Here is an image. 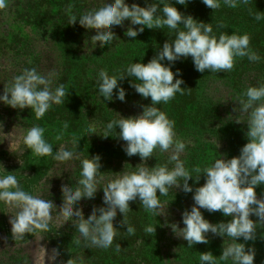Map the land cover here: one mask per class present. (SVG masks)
Here are the masks:
<instances>
[{
    "label": "clouds",
    "instance_id": "clouds-1",
    "mask_svg": "<svg viewBox=\"0 0 264 264\" xmlns=\"http://www.w3.org/2000/svg\"><path fill=\"white\" fill-rule=\"evenodd\" d=\"M186 2L187 0H177L179 4ZM201 2L210 9L220 7L219 0ZM224 3L233 8L237 6V0H224ZM3 7L4 0H0V8ZM256 19H261V16L257 15ZM77 21L85 29H96L92 40L95 44L101 42V45L117 38L112 27H122L125 21L129 22L125 35L132 40L145 28L159 29L167 26L177 30L179 25L184 26L186 31L178 30L172 43L166 40L147 63L132 62L118 76H109L106 71L101 70L98 81V92L107 101L113 100L114 96L120 102L125 101L126 90L119 82L126 78H131L129 86L137 94L145 99L150 98V105L141 106L140 114L125 118L116 113L119 119L107 124L108 131L119 129L118 137L125 142L122 145L125 154L129 157L138 155L141 161H146L157 146L165 152L171 148L173 154L170 160L175 161V167L171 170L167 166L151 169L140 167L135 172L126 173L109 182L102 190L105 207L93 208L85 218L82 209L76 206L82 199L95 197L98 191L96 176L101 164L98 155L83 159L80 173L82 178L78 182L80 187L73 189L65 184L62 186L63 201L59 212L66 219L75 217L78 231L85 240L92 245L108 248L116 235L117 228L113 222L118 212L122 214L128 210L129 202L137 199L146 209L155 212L160 208L157 192L167 194L169 187L175 185L185 193H192L193 205L190 210L186 209L181 213L183 227L172 224L182 233L188 246L207 244L208 233L227 235L236 242L224 248L219 259L226 261L231 258L233 264H254L255 250L251 247L246 250L245 244L237 241L240 238L245 242L254 240L256 221H264V195L258 198L256 192L257 185L264 184V103H258L264 100V86L247 88L244 93L246 101H240L241 111H251L246 132L248 139L240 148L239 155L231 158L220 155V159L203 169L201 175L204 176V183L195 189L189 185L188 181L192 177L179 159L185 145L174 140V122L153 106L160 102L167 103L177 92L183 90L181 85L184 81L180 78V70H172L175 62L181 58L186 60L191 57L195 70L200 73L206 70H230L235 57L248 56L250 60H258L259 57L248 49V35L222 33L217 39L210 35V24L183 15L164 0L159 3H148L145 0L143 7L137 3L129 5L126 0H106L101 7L89 10L79 20L76 16L71 17V25ZM132 78L139 83L133 82ZM50 83L47 77L39 75L35 69L26 70L15 77L10 87L3 90L0 103L13 109L32 108L37 118L43 117L52 103L60 104L65 96L63 85L53 91ZM43 134V128L34 126L26 131L23 143L37 155H51L53 148L45 141ZM102 137L109 136L106 132ZM72 157V151L60 150L55 159L67 161ZM0 168L4 170L3 165ZM196 171L201 172L200 169ZM8 173L0 175V201L19 209L14 217H10L11 231L17 234L36 229L46 231L48 221L52 218V209L56 205L52 200L38 198L23 191L16 176L12 172ZM181 177L184 178L182 185L177 183V178ZM201 209L209 213L220 212L224 217H231V220L212 224L204 218ZM250 216H255L256 221L250 219ZM155 230L154 227L147 229L148 232ZM127 231L132 232L133 229L129 227ZM199 259L202 264H215L211 252L200 253ZM67 264H71V261Z\"/></svg>",
    "mask_w": 264,
    "mask_h": 264
},
{
    "label": "trees",
    "instance_id": "trees-1",
    "mask_svg": "<svg viewBox=\"0 0 264 264\" xmlns=\"http://www.w3.org/2000/svg\"><path fill=\"white\" fill-rule=\"evenodd\" d=\"M126 2L129 5L137 3L141 7L145 6V0H126ZM147 2L159 3L160 0H147ZM164 2L172 4L185 16H192L198 22L210 24L212 28L210 35L217 39L222 33L238 36L247 34L249 37L248 49L259 59L250 60L248 56L234 58L233 67L229 70L230 89L246 100L247 97L244 93L247 88L264 86V0H237V6L234 8L226 5L224 0H219L220 7L216 9L208 8L201 0H187L185 4H179L177 0H164ZM92 4L93 0H15L13 2L12 8L9 9V13L14 19L11 25L16 27V22L22 21V19L28 22L32 21L34 28L42 35L44 34L46 39H50V43L47 44L44 38V43L50 45L52 51L59 53L57 59L52 63H45L41 54L29 51L32 49L33 40L21 39L12 35L9 38L7 35L0 36V43L7 45L12 38V45L18 44L21 46V50L29 51V53H24L19 64L5 69L0 66L2 74L0 75V92L10 87L15 77L31 69H35L39 75L47 77L53 91L60 85L64 87L65 96L62 98V102L60 104L52 103L43 117L37 118L36 116L35 118L38 127L44 129L43 138L52 146L53 152L46 156L33 153L29 159L31 165L28 167V170H32L41 165L43 170L53 168L59 170V173L52 179L46 177L45 174H40L38 183L41 186L39 195L44 197L49 194L47 190V182H49L48 186H53V189H51L52 193L50 192L51 196L47 197L55 202H60V205L63 201L62 186L65 184L75 189L80 187L78 182L82 178L79 175L81 171L77 167H75L76 171L70 169L68 171V168H65L68 160L58 161L55 159L56 153L63 150L60 147L64 139L76 141L72 149L73 157L71 159H74L73 162L79 160L78 164H80L83 159L96 155L100 157L99 174L102 175L107 185L126 173L137 171L140 167H149L150 169L155 167V159L160 152L158 146L146 161H141L138 155L129 157L122 150V145L125 142L118 137L119 129L107 130L109 122L119 119L116 113L125 118L136 116L142 111L141 106L150 105V98L145 99L137 94L135 89L129 86L131 78H126L119 82L126 90L125 101L120 102L115 99V96L111 101L104 100L98 92L99 73L104 70L109 76H118L132 62L147 63L156 55L166 40L172 43L178 30L186 31L182 24L178 26L177 30L169 29L167 26L159 29L145 28L135 40H132L125 35L129 26V22L125 21L122 27H112L117 38L107 44L101 45L99 41L95 44L92 35L95 34L96 29H85L79 25L78 21L72 25L70 22L72 16H76L79 20L82 15L91 10ZM32 7L38 8L39 12L34 13L30 9ZM30 11L31 13H29ZM257 15L261 16V19L257 20ZM7 47L9 48L8 45ZM164 63L167 64V61ZM177 69L180 70V78L184 81L181 85L183 90L177 92L167 103L160 102L153 106L159 108L170 121L174 122L173 131L175 134L189 133L195 136L203 132L209 141L205 147H213L212 152L214 153L207 159H213L219 145L216 142L221 139V132L226 131H221L218 127L226 126L227 128L233 125L231 119L221 117L217 108H210L214 105L215 95L219 92L218 89L222 84L211 77L214 75V71L197 72L191 57L186 60L181 58L175 62L172 70L175 72ZM132 79L133 82L139 83L134 78ZM63 103H68L70 110L62 112L63 114L58 117L56 115L60 112ZM258 103H264V100ZM3 105L5 104L0 103V107ZM2 111L0 120L6 119L10 122L9 124L16 127L24 126L34 119L30 115L33 111L32 108L13 109L7 107ZM61 117L66 118L65 123ZM91 129H97L96 134L99 136L97 140H93L89 136ZM106 132L109 137L104 139L102 136ZM206 137L204 138L206 139ZM239 145L235 144L236 147L232 145L234 149H229L232 156L230 154L228 156H238ZM44 161L48 165L46 168L43 167ZM204 166H208L205 159L202 168ZM79 169L81 170V166ZM189 174L192 177L188 181L191 186L196 183L197 177L195 172ZM182 183H184V178ZM57 192L59 195H56ZM256 192L258 198L260 195H264V184L257 185ZM148 213L150 214L148 217L153 220V227L156 228L153 232L154 238L150 239L146 245L142 240L139 243L137 240L135 241L133 245L138 243L136 254L129 264H163L161 259L162 231L159 229L158 215L156 211L152 210H148ZM62 228L53 226L56 233L64 234L70 239L75 238L73 240H81L72 231L73 227ZM257 230L260 236H263L264 223L258 225ZM71 241L68 239L64 244L68 246L69 250H74L75 245ZM91 264L106 263L92 261Z\"/></svg>",
    "mask_w": 264,
    "mask_h": 264
},
{
    "label": "rangeland",
    "instance_id": "rangeland-1",
    "mask_svg": "<svg viewBox=\"0 0 264 264\" xmlns=\"http://www.w3.org/2000/svg\"><path fill=\"white\" fill-rule=\"evenodd\" d=\"M14 1L15 0H4V7L0 8V36L7 35L9 38L12 35L18 36L21 39L33 40L32 49L29 51L34 54H41L45 63H52L57 59L59 53L51 50L50 45H47L50 43V39H46L44 34L42 35V33H39L36 28H34L32 21L28 22L22 19V21L16 22L17 28L15 25H11L14 19L12 18V14L9 13V9L12 8L11 6ZM104 2H106V0H93L91 10L101 7ZM30 9L34 13L39 12V9L36 7ZM29 13H31V11ZM32 18H34V16H32ZM44 38L47 44L44 43ZM11 42L12 38L7 44L9 48L4 43H0V66L4 69L19 64L24 53H29L28 50H21L20 45H12ZM0 75H2L1 72ZM211 77L219 81L222 86L218 89L219 92L215 95L214 105L210 106V108H217L221 117L224 119L228 117L233 121V125L227 128L226 126L218 127L221 131H226L221 132V139L216 142L219 144L217 146L216 155L213 159H207L213 156L214 153L212 152L213 147H205V144L209 143V141L203 132L195 136L189 133L175 134L174 136V140L182 142L185 145L184 150L179 154V159L183 162V166L186 171L188 170V173H196L197 179L202 174L205 167L211 166L215 160L221 158L220 155H223L225 158H231L230 156L232 155L229 149H234V147H236L235 144H240L238 146L240 149L248 139L246 132L251 110H249V112L241 111L240 101L245 99L230 89L231 82L229 80V70H220L215 72ZM3 90H6V88ZM3 90L0 92V95L3 94ZM7 107L10 108L7 105L1 106L0 114L3 113L2 110H5ZM32 110L30 115L34 119L21 127L9 124L10 122L6 119L0 120V165H3L6 171L0 168V175H7L9 174L8 172H12L11 174L16 176L19 186L23 191L38 198L51 200V198L47 196H51V189H53V186L49 187V182H47L49 194H46V197H42L39 195L41 186L38 180L40 179V174H45L46 177L52 179L53 176L59 173V170L57 168L43 170L41 165L32 170H28V167L31 165L29 159L34 152L24 145L23 137L28 129L38 126V123L35 121V111L34 109ZM69 110V104L63 103L60 112H58L56 116L60 117L61 114H63L62 112H67ZM61 119H63L64 123L66 122V118L61 117ZM96 130L97 129H91L89 132V136L93 140H97L99 137L96 134ZM204 137H206V139ZM75 144L76 141L64 139L60 148L72 151ZM232 145H234V147H232ZM159 151L155 159V167L167 166L169 170L173 169L175 167V161L170 160L173 154L172 149L170 148L166 152L160 149ZM198 153L200 154L197 156L196 154ZM229 154L230 156H228ZM204 159L206 163H208V166L202 168ZM72 160L74 159L68 160L65 168H68V171L69 169L76 171L75 167H77V169L81 171L79 169L81 163L78 164L79 160L76 162ZM47 166V162L44 161L43 167L46 168ZM196 169H200L201 172H197ZM182 181V177L177 178L178 184L182 185ZM203 183L204 176L201 175L198 182L196 180V183L191 186L195 189L196 187L202 186ZM96 187L98 191L93 199H82L76 206L82 209L85 218L91 214L93 208L105 207L103 204L102 190L107 187V184L99 172L96 176ZM56 195H59V192H57ZM157 195L160 201V208L156 210V213L159 220V229L162 231L161 259L163 264H202L199 257L200 253L203 252H211L215 258V264H233L231 258L226 261L219 259L222 250L236 242L233 238L227 235L217 236L208 233L207 244L200 243L189 247L187 241L183 240L182 233L173 227L172 224H177L180 228L183 227L181 213L186 209L190 210L193 205L192 193H185L174 185L169 187L167 194H159L158 192ZM52 201L57 209L55 207L52 209V218L48 221V229L46 231L36 229L24 234L13 233L9 223L10 217H14L19 209L4 201H0V264H67L69 260L71 264H91L92 261L95 263L104 262L106 264H129V261L136 254V245H138L141 240L144 242V245H146L149 243L150 239L154 238L153 232L147 231L149 227H153V220L148 217L150 216L148 209L144 207L139 199L130 201L129 209L122 214L119 212L117 213L113 222L114 227L117 228L116 235L112 245L108 248L92 245L90 241L85 240L78 231V227L76 226L78 222L75 220V217L73 219L64 218L59 212L62 207L60 202H55V200ZM201 212L204 218L212 224L229 222L231 220V217H224L220 212L209 213L204 209H201ZM250 219L256 221L257 218L255 216H250ZM262 223H264V221H256L255 223L254 240L245 242L240 238L237 241L238 243H244L246 250L249 247L255 250L254 264H264V235L260 236L257 230L258 225ZM54 225L61 228L66 227L64 229L73 227L72 231L77 237H80L81 240H73L75 238L70 239L64 234L56 233L53 230ZM129 227L133 229L132 232L127 231ZM131 237L133 238L130 239ZM68 239L69 241L72 240L71 243L75 245L74 250H69L67 248L68 246L64 244ZM136 240L138 243L133 245ZM118 245L119 248H117Z\"/></svg>",
    "mask_w": 264,
    "mask_h": 264
}]
</instances>
